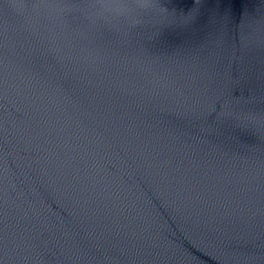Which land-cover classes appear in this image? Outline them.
I'll return each mask as SVG.
<instances>
[{
	"label": "water",
	"instance_id": "95a60500",
	"mask_svg": "<svg viewBox=\"0 0 264 264\" xmlns=\"http://www.w3.org/2000/svg\"><path fill=\"white\" fill-rule=\"evenodd\" d=\"M0 264H264V0H0Z\"/></svg>",
	"mask_w": 264,
	"mask_h": 264
}]
</instances>
